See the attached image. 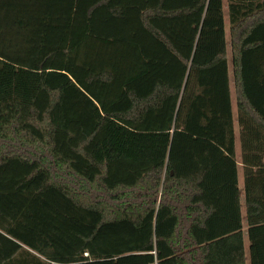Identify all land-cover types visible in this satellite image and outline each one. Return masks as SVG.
I'll use <instances>...</instances> for the list:
<instances>
[{"label":"trees","instance_id":"16d2710c","mask_svg":"<svg viewBox=\"0 0 264 264\" xmlns=\"http://www.w3.org/2000/svg\"><path fill=\"white\" fill-rule=\"evenodd\" d=\"M244 233L264 264V0H0V264H247Z\"/></svg>","mask_w":264,"mask_h":264},{"label":"rangeland","instance_id":"374dc122","mask_svg":"<svg viewBox=\"0 0 264 264\" xmlns=\"http://www.w3.org/2000/svg\"><path fill=\"white\" fill-rule=\"evenodd\" d=\"M224 7H225V3H224ZM225 30L227 31V20H226V15H225ZM227 40H228V37H227ZM227 52L229 54V46H228V41H227ZM234 101H235V96H234V92H233V88L231 87V103H232V106L234 108ZM235 131H236V136L238 138V129L237 127L235 126ZM242 180H243V173H242V169L240 168L239 171H238V187L240 188V190L242 191ZM242 195V194H241ZM243 230L245 231L246 229V225H245V222L243 220ZM244 247H245V257H246V262L248 264V257H247V237H246V234L244 233Z\"/></svg>","mask_w":264,"mask_h":264},{"label":"crops","instance_id":"0c3cea01","mask_svg":"<svg viewBox=\"0 0 264 264\" xmlns=\"http://www.w3.org/2000/svg\"><path fill=\"white\" fill-rule=\"evenodd\" d=\"M232 87V86H231ZM235 96V95H234ZM233 108V106H232ZM233 112L235 113V101H234V108H233ZM235 126L237 127V125L234 123V150H235V158L237 161V178H238V171L241 168V163H240V154H241V148H240V136H239V129H238V138L236 136V131H235ZM242 169V168H241Z\"/></svg>","mask_w":264,"mask_h":264}]
</instances>
